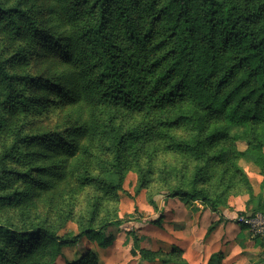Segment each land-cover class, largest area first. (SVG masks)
Segmentation results:
<instances>
[{
	"label": "trees",
	"instance_id": "1",
	"mask_svg": "<svg viewBox=\"0 0 264 264\" xmlns=\"http://www.w3.org/2000/svg\"><path fill=\"white\" fill-rule=\"evenodd\" d=\"M34 1H0V264H54L63 245L121 226L117 215L95 224L94 198L78 233L59 235L64 219L45 222L25 201L71 179L117 194L127 159L143 188L142 147L178 151L197 163L190 184L151 195L155 208L156 196H190L222 213L220 196L200 185L201 163L226 170L237 155L264 174V0H47L44 18ZM40 56L46 74L24 69ZM46 111L59 112L60 121L35 125ZM180 126L188 137L172 133ZM218 140L224 143L207 153ZM236 140L246 148L238 151ZM244 184L255 196L246 177ZM256 197L250 215H264ZM147 253L139 250L149 261L189 264L177 258L179 247ZM65 264L99 262L87 251Z\"/></svg>",
	"mask_w": 264,
	"mask_h": 264
},
{
	"label": "rangeland",
	"instance_id": "2",
	"mask_svg": "<svg viewBox=\"0 0 264 264\" xmlns=\"http://www.w3.org/2000/svg\"><path fill=\"white\" fill-rule=\"evenodd\" d=\"M0 1L3 4H12L17 0ZM27 1V5L33 3V0ZM34 3L40 7L39 17L44 18L47 0H35ZM5 35V31L0 29V44ZM10 43L14 44L12 40ZM36 47L41 53L44 51L43 46ZM47 63V59L40 56L26 64L24 69H29L34 74H39L44 69L40 74H46ZM59 119V112L46 111L35 117V125L52 127L60 121ZM172 133L179 138L189 136V131L183 126L173 128ZM223 143V140H218L213 145L210 144L207 153H213ZM225 144L227 145L226 141ZM234 147L242 151L246 148V143L244 140H236ZM138 153V161L147 172V184L143 188L138 189L137 165L131 159H127L123 191L117 194L103 195L93 186H79L72 179L61 183L50 192L41 195L30 194L31 197L25 201V204L29 205L32 211L39 213L43 221L59 225L61 223L59 219H64L63 226L58 229L59 235L68 232L78 233V221L88 220V212L94 198H99L95 224L115 215L125 220L119 227L114 225L108 227L104 235L82 236L73 244L63 245L61 254L54 264L74 261L87 251L96 254L99 264H161L160 259L149 261L142 258L139 250L148 252L146 257L149 258L153 251L165 252L173 247H184L177 258L190 259V263L187 261L189 264H202L211 260L210 258L211 261L219 259L221 264H264L263 241L259 236L253 235L249 225L242 228L241 223L237 221L240 215H250L256 207V195H260L264 202V174L254 163L234 155L228 161L226 170V164L216 162L199 164L202 169L199 174L202 181L200 185L208 189L210 196L215 198L220 196L219 201L221 200L220 206L223 207V211L235 212L232 220L225 219V222L229 221L235 227H240L237 245L231 246L227 252L225 248L223 251L211 252L223 242L224 235L215 234L216 226L220 225L218 217L221 216L218 212L211 211L203 201L192 199L190 196H156L158 207L161 209L155 208L150 201L151 195L157 190L184 183L190 184L195 177L197 163L184 153L160 146L156 149L142 147ZM244 177L250 183L255 196L247 192ZM10 213L17 214V211L12 210ZM152 219L156 220L151 222ZM134 235L137 236L136 240ZM104 236L106 238L109 236L111 239L104 241ZM176 240L181 244L178 245ZM201 244L208 245L207 249L212 254L200 253ZM219 251L221 256L216 255ZM17 261L18 258L12 264H18Z\"/></svg>",
	"mask_w": 264,
	"mask_h": 264
},
{
	"label": "crops",
	"instance_id": "3",
	"mask_svg": "<svg viewBox=\"0 0 264 264\" xmlns=\"http://www.w3.org/2000/svg\"><path fill=\"white\" fill-rule=\"evenodd\" d=\"M235 212L233 211H229V212H225L223 211L222 213H218L219 216L221 217H218L220 219V221L218 222L220 225H217L216 228H215V234L216 235H221L223 234V242H220L219 245H218V248L217 249H213L211 252H214L215 250H226V252L230 249L231 246H235L238 244L237 242V234L240 232V227H235V225L229 221L232 220V217L234 215ZM231 218V219H230ZM225 219L226 220H229L227 221V223L225 222ZM229 222V223H228ZM231 225V226H230ZM232 225L234 227H232ZM177 241V244H181V242H179L178 240ZM211 246V245H210ZM184 248V247H183ZM182 248V249H183ZM209 246L206 245V244H201V249L200 250V253L204 254V253H208V254H212L208 251ZM189 263H190V259L187 260ZM225 262V261H223ZM202 264H207V261L202 263ZM222 264H227V263H222Z\"/></svg>",
	"mask_w": 264,
	"mask_h": 264
},
{
	"label": "built area",
	"instance_id": "4",
	"mask_svg": "<svg viewBox=\"0 0 264 264\" xmlns=\"http://www.w3.org/2000/svg\"><path fill=\"white\" fill-rule=\"evenodd\" d=\"M239 220L251 227L253 235L259 236L264 243V216L261 213L255 215H240Z\"/></svg>",
	"mask_w": 264,
	"mask_h": 264
}]
</instances>
